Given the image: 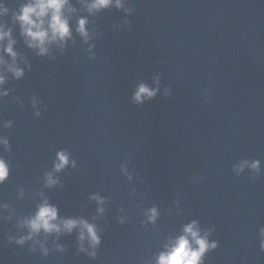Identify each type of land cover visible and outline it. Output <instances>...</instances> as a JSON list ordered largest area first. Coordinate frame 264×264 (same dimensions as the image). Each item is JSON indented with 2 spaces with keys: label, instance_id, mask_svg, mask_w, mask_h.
<instances>
[{
  "label": "water",
  "instance_id": "water-1",
  "mask_svg": "<svg viewBox=\"0 0 264 264\" xmlns=\"http://www.w3.org/2000/svg\"><path fill=\"white\" fill-rule=\"evenodd\" d=\"M3 2L0 22L25 75L5 71L0 97L9 141L0 158L10 167L0 184V264H156L192 221L218 245L203 264H264V0H124L95 15L72 0L73 39L50 56L29 48L13 21L27 0ZM80 17L88 43L75 31ZM141 83L159 91L136 103ZM62 150L76 166L47 187ZM96 194L106 198L103 215ZM45 197L61 218L97 225L95 259L80 251L78 229L36 237L47 256L34 241H9L27 234L21 222Z\"/></svg>",
  "mask_w": 264,
  "mask_h": 264
},
{
  "label": "clouds",
  "instance_id": "clouds-1",
  "mask_svg": "<svg viewBox=\"0 0 264 264\" xmlns=\"http://www.w3.org/2000/svg\"><path fill=\"white\" fill-rule=\"evenodd\" d=\"M81 2L88 13L92 15L113 5L117 8L124 7V0H81ZM75 12L76 8L73 7L72 0H27L26 3L20 6L18 11L13 13V21L19 24L20 34L29 48L35 50L39 56H50L54 46L63 50L67 47L68 41L73 39L71 14ZM8 14L9 8L3 0H0V20ZM88 23L87 17H80L75 28V31L79 33L85 43H88L91 39ZM15 45L16 40L13 38L12 29L0 22V97L8 95V92L3 88V85L7 83L5 71L11 72L16 79H21L25 75L24 68L20 67L17 62L19 53L15 50ZM5 54L12 58L11 63L5 58ZM25 63H27L26 60ZM158 91V88L152 89L141 83L137 87L133 99L136 103H143L145 99L153 98ZM36 115L39 116L40 112L37 111ZM5 126L12 127V122H8ZM0 144L9 148V141L6 137H0ZM69 164L73 167L76 166V162L70 159V153L66 150L59 151L54 171L46 174V186L54 187L58 184L59 181L55 173L64 170ZM246 166H249L248 162L244 161L237 166L236 171L238 173L243 172ZM250 167L258 170L259 161L253 162ZM9 176L10 167L8 162L0 158V184H3ZM90 198L97 201L100 205L98 212L103 215L105 211L103 205L106 198L98 194ZM3 207L7 208L8 205L5 204ZM146 215L148 221L154 224L159 213L156 208H152ZM123 222L124 218H121V223ZM20 226L27 228V234L19 239L9 237V241H14L19 245H24L27 241H34L35 244L40 246L45 256L49 254V249L44 242L36 239L40 234H44L45 237L55 234L58 240L61 234H70L78 229L80 251L88 254L93 259L96 258V250L102 243L96 224L90 223L84 218H61L58 207L50 203L46 197L38 204L33 215L22 220ZM209 235L210 233L202 235L198 222L192 221L184 226L182 235L170 240L165 246L166 250L156 257V264H203L205 254L218 246L216 242L208 239ZM35 244L33 251H35ZM55 246L59 251L64 250L63 245L57 243ZM260 247L261 250H264V228L261 229Z\"/></svg>",
  "mask_w": 264,
  "mask_h": 264
}]
</instances>
